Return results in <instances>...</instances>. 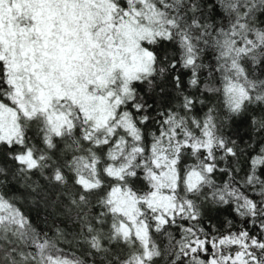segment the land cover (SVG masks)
Returning <instances> with one entry per match:
<instances>
[{"label": "snow or ice", "instance_id": "1", "mask_svg": "<svg viewBox=\"0 0 264 264\" xmlns=\"http://www.w3.org/2000/svg\"><path fill=\"white\" fill-rule=\"evenodd\" d=\"M0 264H264V0H0Z\"/></svg>", "mask_w": 264, "mask_h": 264}]
</instances>
